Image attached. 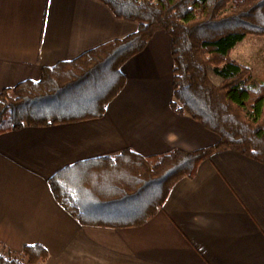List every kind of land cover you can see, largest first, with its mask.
<instances>
[{"label":"crops","instance_id":"1","mask_svg":"<svg viewBox=\"0 0 264 264\" xmlns=\"http://www.w3.org/2000/svg\"><path fill=\"white\" fill-rule=\"evenodd\" d=\"M138 26L103 0H0V91L39 80L43 67ZM249 36L231 55L255 79L247 56L264 39ZM173 65L172 37L159 29L123 64L126 85L102 117L0 134V240L7 247L21 252L41 243L49 251L42 264H264V163L234 149L215 151L193 176L180 178L139 225L84 224L54 195L50 178L70 164L125 149L149 156L218 141L172 106Z\"/></svg>","mask_w":264,"mask_h":264},{"label":"trees","instance_id":"2","mask_svg":"<svg viewBox=\"0 0 264 264\" xmlns=\"http://www.w3.org/2000/svg\"><path fill=\"white\" fill-rule=\"evenodd\" d=\"M103 1L117 17L137 21V31L45 66L39 80L4 87L0 134L102 117L126 85L123 64L164 29L172 37V106L219 139L196 150L143 156L125 149L70 164L50 178L57 200L84 224L134 226L152 217L172 186L215 151L234 149L264 163V82L253 83L251 68L231 55L247 35L264 36V0ZM48 257L41 243L17 252L0 240V264H42Z\"/></svg>","mask_w":264,"mask_h":264},{"label":"rangeland","instance_id":"3","mask_svg":"<svg viewBox=\"0 0 264 264\" xmlns=\"http://www.w3.org/2000/svg\"><path fill=\"white\" fill-rule=\"evenodd\" d=\"M253 38H261L264 39V37H260L258 35L255 36H249ZM251 53L247 56L248 63H251L254 69V76L258 79L257 81H264V42H256L251 47ZM252 70V69H251ZM256 78L252 79L253 83H256L255 80ZM259 84V83H256Z\"/></svg>","mask_w":264,"mask_h":264}]
</instances>
